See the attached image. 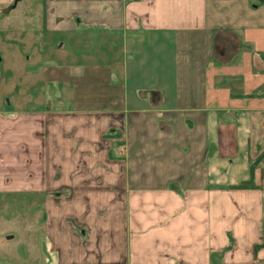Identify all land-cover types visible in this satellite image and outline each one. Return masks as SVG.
Masks as SVG:
<instances>
[{"label":"crops","instance_id":"obj_1","mask_svg":"<svg viewBox=\"0 0 264 264\" xmlns=\"http://www.w3.org/2000/svg\"><path fill=\"white\" fill-rule=\"evenodd\" d=\"M0 15L1 43L33 45L0 99V222L37 204L43 264H264V0Z\"/></svg>","mask_w":264,"mask_h":264},{"label":"rangeland","instance_id":"obj_2","mask_svg":"<svg viewBox=\"0 0 264 264\" xmlns=\"http://www.w3.org/2000/svg\"><path fill=\"white\" fill-rule=\"evenodd\" d=\"M19 18V16H16L15 19L8 20L7 23L20 22ZM54 39L55 37L52 39L55 42ZM20 43L19 39L15 38L6 45L0 42V95L1 93L4 94L0 99L4 103H6V99L11 100L14 96L12 93L13 89H18V87L15 88L16 81L14 79L22 83L24 81L22 76L25 74V71L31 69L32 60L29 59L32 55L30 51L33 45ZM36 47L38 54L40 50L42 51L41 42H37ZM37 81L38 77L36 87H38ZM8 214L9 219L3 223L0 222V235L2 236L3 233H7L13 235L14 238L9 242H0V260L4 256L2 254H5L11 264H17L21 260L22 251H25V255L26 252L28 254L25 256L27 264H43L40 257L41 253L43 254L45 242L41 231L43 211H41L40 218L37 217L39 214L37 204L34 206L29 204L9 205Z\"/></svg>","mask_w":264,"mask_h":264},{"label":"built area","instance_id":"obj_3","mask_svg":"<svg viewBox=\"0 0 264 264\" xmlns=\"http://www.w3.org/2000/svg\"><path fill=\"white\" fill-rule=\"evenodd\" d=\"M117 147H118L117 148L118 152L123 151V146L122 145L119 144ZM262 173H263V177H264V169H263Z\"/></svg>","mask_w":264,"mask_h":264}]
</instances>
